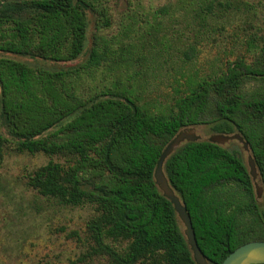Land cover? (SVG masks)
<instances>
[{"label": "trees", "instance_id": "trees-1", "mask_svg": "<svg viewBox=\"0 0 264 264\" xmlns=\"http://www.w3.org/2000/svg\"><path fill=\"white\" fill-rule=\"evenodd\" d=\"M203 2L208 5L196 18L214 3ZM88 12L96 29L110 26L106 0H2L0 54L74 61L85 49ZM251 40L246 53L229 55L216 70L191 80L166 110L150 107L134 84L108 81L124 69L113 48L120 42L112 37L94 35L87 59L66 69L0 57V165L7 143L18 153L74 158L67 166L47 163L26 184L62 206L93 209L85 226L92 246L83 258L196 264L153 174L173 137L204 123L206 110H213L216 132L236 130L247 143L264 190V38L260 48ZM187 53L191 58L195 50ZM251 83L257 89L245 92ZM69 117L55 134L40 137ZM2 126L13 140L3 137ZM163 170L208 264L222 263L243 244L264 241V213L258 212L247 166L233 152L210 141L186 142ZM246 213L255 215L251 224L242 220Z\"/></svg>", "mask_w": 264, "mask_h": 264}, {"label": "rangeland", "instance_id": "rangeland-1", "mask_svg": "<svg viewBox=\"0 0 264 264\" xmlns=\"http://www.w3.org/2000/svg\"><path fill=\"white\" fill-rule=\"evenodd\" d=\"M211 1L214 2L211 9L196 18V12L208 5L203 0H106L110 26L96 29L95 16L88 12L85 49L76 60L52 62L11 54H0V57L30 67L66 69L87 59L94 35L112 37L120 42V48L119 44L113 48L115 52L117 50L116 58L123 61L124 69H116L108 81L132 83L150 107L166 110L191 80L216 70L220 61L229 55L246 53L253 43L251 39L257 47L262 46L264 0ZM161 8H168V11ZM163 11L166 14H162ZM191 48L195 53L190 58L187 51ZM252 53L247 56L250 58ZM255 89L257 85L254 83L244 87L247 93ZM206 112L204 123L185 127L178 133L192 132L201 141H209L218 135L228 136L227 141L216 145L233 152L251 173L249 160L254 162V159L250 148L245 149L238 139L233 138L235 135L243 137L236 130L229 134L216 132L213 126L217 123L211 122L214 112ZM69 120L70 117L64 119L40 137L55 134ZM1 133L9 141L14 139L6 126L1 127ZM60 136L55 135V138ZM186 142L181 143L167 158ZM7 144L0 165V264H111L102 256L83 258L92 246L85 231L87 221L94 214L90 206H62L56 200L42 197L26 184L27 176L47 163L67 166L74 158L18 153ZM254 166L255 176H250L255 201L258 212L264 213V190L255 163ZM163 173L167 179L164 170ZM254 218L255 215L246 213L242 220L247 225ZM179 227L184 233L185 227L180 219ZM73 233L75 237L71 236ZM122 245L126 246L127 242Z\"/></svg>", "mask_w": 264, "mask_h": 264}, {"label": "water", "instance_id": "water-1", "mask_svg": "<svg viewBox=\"0 0 264 264\" xmlns=\"http://www.w3.org/2000/svg\"><path fill=\"white\" fill-rule=\"evenodd\" d=\"M233 138L238 139V141L243 144L244 148L248 149V145L239 135H235L233 136ZM228 139V136L218 135L211 137L209 141L211 143L218 144L224 143ZM198 140V137L192 132L183 131L178 133L161 153L154 172V179L163 196L172 203L178 218L181 220L185 227L184 235L186 237L187 244L192 252L195 263L208 264L197 245L192 222L186 211V208L182 204V201L175 190L170 186L163 173V164L165 160L176 148L180 146L181 143H183L184 141L195 142ZM249 165L251 167L250 175L254 177L255 166L253 160H249ZM220 264H264V241H251L239 246L237 249L231 252Z\"/></svg>", "mask_w": 264, "mask_h": 264}]
</instances>
